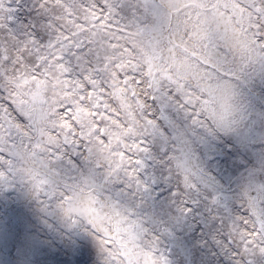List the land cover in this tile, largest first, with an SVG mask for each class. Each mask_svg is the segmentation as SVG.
I'll use <instances>...</instances> for the list:
<instances>
[{"label": "snow or ice", "instance_id": "obj_1", "mask_svg": "<svg viewBox=\"0 0 264 264\" xmlns=\"http://www.w3.org/2000/svg\"><path fill=\"white\" fill-rule=\"evenodd\" d=\"M0 264H264V0H0Z\"/></svg>", "mask_w": 264, "mask_h": 264}]
</instances>
